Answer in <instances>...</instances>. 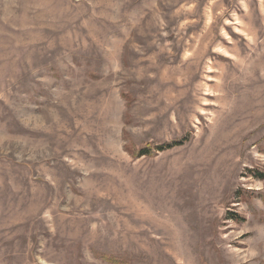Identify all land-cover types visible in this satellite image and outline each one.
Here are the masks:
<instances>
[{
    "label": "rangeland",
    "instance_id": "rangeland-1",
    "mask_svg": "<svg viewBox=\"0 0 264 264\" xmlns=\"http://www.w3.org/2000/svg\"><path fill=\"white\" fill-rule=\"evenodd\" d=\"M0 264H264V0H0Z\"/></svg>",
    "mask_w": 264,
    "mask_h": 264
},
{
    "label": "trees",
    "instance_id": "trees-1",
    "mask_svg": "<svg viewBox=\"0 0 264 264\" xmlns=\"http://www.w3.org/2000/svg\"><path fill=\"white\" fill-rule=\"evenodd\" d=\"M156 151V150H155ZM157 151H159V150H157ZM157 151H156V153H157ZM154 154V152H153V150H151V149H146V150H142V151H140L139 153H138V155L139 156H141V155H150V156H152Z\"/></svg>",
    "mask_w": 264,
    "mask_h": 264
}]
</instances>
